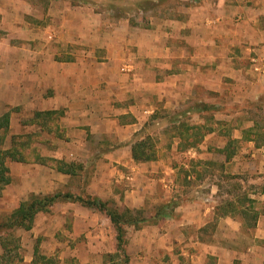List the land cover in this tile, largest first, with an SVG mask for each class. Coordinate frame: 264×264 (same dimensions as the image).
Listing matches in <instances>:
<instances>
[{"label": "crops", "instance_id": "1", "mask_svg": "<svg viewBox=\"0 0 264 264\" xmlns=\"http://www.w3.org/2000/svg\"><path fill=\"white\" fill-rule=\"evenodd\" d=\"M141 1L152 3L140 10L143 25L119 17L125 32L103 35L111 43L97 46L98 50L65 53L73 57L58 59L52 47L30 48L7 40L5 48H0V118L8 115L10 119L0 132L9 131L7 140H11L0 151L10 150L14 137L35 135L43 140L35 147L43 157L54 160L50 165L6 160L10 183L0 194L2 222L33 194L79 195L83 187L85 193L103 202L124 199L126 207L141 210L153 196V186L159 184L148 174L147 163L133 159V138L146 121L157 117L159 108L166 115L176 113L179 124L188 116L213 109L216 100L224 110L227 104L242 105L262 96L264 73L253 70L251 58H264V0H179L180 10L164 15H154V11L168 9L165 0L137 2ZM0 7L6 9L10 22L22 24L26 17L19 15L14 0H0ZM8 37L9 41L26 39L17 33ZM223 117L225 129L235 121L232 137L241 148L236 167L254 174L253 183L259 188L248 194V182L239 179V194L224 195L219 183L204 184L194 175L187 177V183L185 178L179 182L160 177L164 198L177 203L168 217L153 222L171 223L149 228L163 231L159 238L156 234L144 237V225L128 227L125 250L130 264H180L177 259L182 255L191 256L189 264H210L209 260L212 264H264V145L244 140L245 132L254 126L252 120L239 114ZM178 140L177 150L182 138ZM205 150L210 151L209 147ZM188 151L199 153L197 148ZM61 161L81 168L73 175L62 172ZM179 168L171 167V171ZM126 169L136 173L127 178L131 182H126ZM180 183L186 192L179 194ZM209 227L228 238L209 244L202 235L194 239L186 234H204ZM21 230L27 249L23 264H68L75 259L81 264H97L105 254H117L110 219L79 203H57L49 212L37 215L32 229ZM67 230L68 238L60 239V233ZM83 236L87 240L78 241ZM43 248L50 250L41 252Z\"/></svg>", "mask_w": 264, "mask_h": 264}, {"label": "rangeland", "instance_id": "2", "mask_svg": "<svg viewBox=\"0 0 264 264\" xmlns=\"http://www.w3.org/2000/svg\"><path fill=\"white\" fill-rule=\"evenodd\" d=\"M137 1L138 0H14L15 8L16 10H18L19 15H21L22 17H26L24 19L22 18V24L20 22H10V20H7L8 17L5 11L6 9H1L2 11L0 10V48H5L7 40L9 43L12 42V44L25 43L27 47L30 48L52 47L56 50L58 59L67 57L72 58L74 54L79 53L81 50H98L97 46H102L104 43L110 42L109 40L107 41L103 39V35H112L113 32L117 31L125 32V29L121 28V26H119L118 24L119 21L117 19H119V17L126 16L129 17L132 21L137 20L141 22L140 24L143 25L142 20L144 18V14H141L140 10L137 9ZM165 1L169 3L168 6L170 7L168 9H163L160 7L157 9L158 11H154V15L175 14L178 10H180L179 0ZM148 2L149 1H147V4H150V6H152V3ZM13 33L22 34L26 39L23 41H19V39H13L14 41H9L10 37L8 36L12 35ZM50 35L53 36L52 40L49 39ZM32 39H34V41ZM65 53H72L73 55H70L69 57L65 55ZM251 60H253V58H251ZM252 64L253 63L251 62V65ZM262 97H264V92L260 98ZM260 98L258 100L250 99L242 105L232 103L227 104L225 105L226 107H224V110H222L221 105L217 104L219 103V100H216V104L212 105L214 107L213 109H210L208 112L200 116H195L194 118L192 116H188L187 119H184L179 124L176 123L178 122V120H175L176 115L174 114L176 113L173 114L172 112L167 114L171 117L166 120V111L160 110L159 108L157 117H152L144 123V127L139 132L144 131L145 137L149 136V138L151 139L149 142L154 144V148L156 151L153 160L147 162V166H149L147 172L149 175L153 176V178L159 184L156 187L153 186V198L151 197V199H146L145 204L140 207L141 211L145 213V217L148 220L144 224V226L147 227L144 237H150L152 234H156L159 238V236L163 234V231H149V228L155 226L156 224L166 225L171 223V221L168 222L162 219H158L159 221L153 222V214L154 212H156V210H158L161 206H167V212H171L172 208H176L177 202L173 200L169 202L168 197L164 198L165 192L161 186V183L159 182L160 177H168L170 179L177 178L179 182L185 178L187 183V177H191L194 175L200 180L201 183L204 184L208 182L211 183V181H214L217 184L219 183L221 194H233L234 196H237V194H239L240 192V186L238 185L239 179H245L248 182V194L255 193L256 187L258 186L259 188V185H255L256 183H253L256 182L255 175L250 172L244 173L242 171H239V168H237L235 165V162H237L239 157V151L241 152L239 143H232L230 150L234 152V155L230 160H227L225 155L220 150L222 149L223 145L225 146V143H228V141V144H230L231 140H236L234 137H232V133H234L233 124L235 123V121L231 122L232 126H226L225 129L224 126L227 122L224 121L223 116L226 114L233 116L239 114V116H241L242 118L251 120L252 112L256 111L254 103L259 101ZM226 111H229V113H226ZM123 120L129 121V119L126 118H124ZM204 122H206L205 125L203 124ZM192 127H198L200 128V131L190 130V128ZM184 129H186V131H184ZM223 130H226V133L223 134ZM229 132L230 135H228ZM196 133H198L199 135L201 134V136L203 135V138H195L196 140H201V142L195 147L197 148V150H199L198 154H190L189 151L191 150L188 151V149L195 148L187 146L186 143L180 144L177 150L176 147L179 141L178 137L182 138V134H186V138H192L193 134ZM208 133H211V136H207ZM212 133L214 134L212 135ZM9 135V131H5L3 133L0 132L1 150H5L3 148L11 145V140H7ZM142 137L143 136H139V138L134 137L133 139L134 141H136L137 139H141ZM207 147H209V152L205 150ZM181 151L185 152L182 153ZM207 153H211V157L207 156ZM194 155H196V157L193 158L192 156ZM180 163H182L181 166ZM183 164L189 165L190 167L187 168L183 166ZM162 166H165V168ZM178 166L181 168L175 170L174 172L171 171V167ZM89 173L91 172H86V176H89ZM125 173L126 182H131L128 181L127 178H134V174H136L131 169H126ZM81 183H79V187H82ZM182 186L183 183H180L178 187V191H180L179 194L182 192H186L182 190ZM83 189L82 194L79 195L88 196V194L85 193V190L83 191ZM118 193L124 194V191L119 189ZM121 196L123 197L124 195ZM160 196H163L162 199H159ZM108 202L111 206H117L121 209L128 206L125 203L124 199L119 202L115 201V199L113 198L108 200ZM171 205H173V207ZM246 205L249 206L250 204L247 203ZM71 212L73 213L74 211L71 209ZM97 218H99V224H103L104 221H100L99 216H97ZM1 222L2 217H0V224ZM41 223H43V221H41ZM142 230L143 228L139 231ZM21 231V229L14 230L11 233L12 236H0V240H7V242H9V249L8 251H6V264H23L21 262V258L27 254V249H25V247L23 246V244L25 245L23 240L24 235H22L23 233ZM67 231L68 233H60L59 238L67 239V236L70 235L69 230ZM248 232L249 231H247V233ZM186 234H189V236L194 239H196L197 237L200 238L202 235V238L205 239L209 244L223 243V241L225 240L224 238H228L227 236H224L221 231L215 232V229H213V227H209L204 234H195L194 232H187ZM141 237H143L142 234ZM245 239L246 237L243 236V241H245ZM84 240H87L85 236H83L82 238H78V241L80 242ZM236 240L239 239L235 238L234 241ZM178 243L179 242H175L174 245H178ZM183 246L181 247L183 248ZM175 249L179 250L178 247H175ZM40 250L41 252H48L50 248H43ZM194 250V248L191 249L190 253L192 254ZM2 252L3 251L0 247V254ZM190 257L191 256L182 255L178 257L177 260L180 264H189L192 261ZM99 260L100 259H98V261ZM209 263L212 264L210 260ZM68 264L81 263H79V261L75 259L74 262ZM97 264L130 263H125L123 257H107L105 254L103 259Z\"/></svg>", "mask_w": 264, "mask_h": 264}, {"label": "trees", "instance_id": "3", "mask_svg": "<svg viewBox=\"0 0 264 264\" xmlns=\"http://www.w3.org/2000/svg\"><path fill=\"white\" fill-rule=\"evenodd\" d=\"M146 5H148L146 1L136 2V7L139 10H144L147 7ZM254 106L256 107V111L252 112L251 118L254 122V126L245 132L244 140L254 141L259 146L264 145V97L255 102ZM9 123V116H3L0 118V129L8 127ZM190 130L200 131V128L192 127ZM184 131H186V129H184ZM198 133L193 134L192 138H186L185 136L187 135L182 134V143H186V145L190 147H196L201 140H196L195 138H203V135L201 136V134L199 135ZM144 134L145 132L142 131L135 136L137 138H139V136L143 137L141 139H137L132 148L133 159L138 163H147L153 160V157L156 154L154 144L150 143L149 141L151 139L149 136L145 137ZM40 141H43L42 138L35 135L14 137L13 147L8 151H0V194L3 190V186L10 183V178L7 176L8 168L5 166V162L8 158L13 161H20L24 163H42L45 165L52 164L54 160L43 157L41 152L38 150L39 148L35 147V143ZM234 142L237 141L231 140L229 146L222 151L227 160H230L234 155V152L230 150L232 143ZM58 164L60 171L72 175L75 174L77 168H81L80 166H77V164H66L63 161ZM60 202L79 203L84 207L94 209L105 214L110 219L116 231L117 254H114L112 257H123L124 262L129 263V258L125 250L127 242V228L132 226L140 228L144 225L148 221L145 217V213L141 210H133L128 207H124L123 209L113 207L108 202H103L98 198L89 195L82 196L71 193H58L52 196H42L33 194L30 196L28 201L23 202L20 207L14 211L7 221L0 224V236H12L11 233L18 229H32L39 213L49 212L55 204ZM167 209V206H163V208L159 209L153 219L168 217L170 213L167 212ZM8 243L9 242H7V240H0V245L3 249V254L0 256V260H3V263L0 262V264H6V251L9 249Z\"/></svg>", "mask_w": 264, "mask_h": 264}, {"label": "built area", "instance_id": "4", "mask_svg": "<svg viewBox=\"0 0 264 264\" xmlns=\"http://www.w3.org/2000/svg\"><path fill=\"white\" fill-rule=\"evenodd\" d=\"M253 68L256 72L264 73V58L263 59H253Z\"/></svg>", "mask_w": 264, "mask_h": 264}]
</instances>
